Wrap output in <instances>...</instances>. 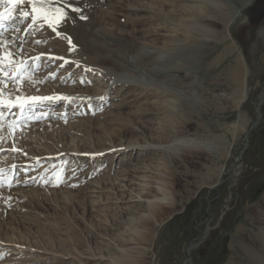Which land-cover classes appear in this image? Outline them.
I'll list each match as a JSON object with an SVG mask.
<instances>
[{
    "label": "rangeland",
    "instance_id": "1",
    "mask_svg": "<svg viewBox=\"0 0 264 264\" xmlns=\"http://www.w3.org/2000/svg\"><path fill=\"white\" fill-rule=\"evenodd\" d=\"M68 2L88 18L58 5L71 17L57 27L61 35L47 25L25 32L19 19L0 29V38L15 36L18 52L69 59L60 68L64 60L45 66L39 55V67L21 73L22 89L32 83L34 96L70 90L76 97L41 104L36 115H56L33 117L15 135L11 116L5 119L0 264H183L194 221L209 215L207 246L191 251L190 264H264V103L236 161L264 94V11L250 26L246 10L254 0ZM88 61L113 70L103 75ZM101 96L107 99L85 100ZM89 103L102 107L90 111ZM179 139L207 147L176 154ZM146 144L169 150H141ZM139 160L136 184L122 191L117 174ZM13 165L30 170L16 177ZM25 178L28 184L16 182ZM159 187L169 200L150 211L144 199Z\"/></svg>",
    "mask_w": 264,
    "mask_h": 264
},
{
    "label": "snow or ice",
    "instance_id": "2",
    "mask_svg": "<svg viewBox=\"0 0 264 264\" xmlns=\"http://www.w3.org/2000/svg\"><path fill=\"white\" fill-rule=\"evenodd\" d=\"M62 3H67L68 7L71 8V11L77 13V18L80 20H86L88 17L86 15L80 14L81 8L78 6H74L72 3L68 2V0H0V29L7 30L6 22L7 21H15L19 18L20 23L24 24L27 22V26L23 28V31L27 32L30 30L42 31L47 25L49 28L52 29L53 32H56V35H61L60 32L56 31L57 27L61 24L68 22L71 20L68 12L64 10L63 7H59L58 5ZM27 4L30 6L29 10H20L18 13L14 14V7L16 5H24ZM68 43L71 45L72 41L71 38L68 37ZM35 43L39 44L42 43L41 40L34 41ZM14 41L4 40L0 38V81L3 82V86H0V131H3L5 128V119L8 116L13 117L12 124H14L15 130L12 129V124L9 125V134L15 135L16 131H20L21 125H25L29 120L33 117L35 119H44L47 118L49 115H56L55 113H44L43 115H36L38 112L41 111L40 105L48 102L58 103L62 101H69L71 102V98L63 97V96H33L28 95L26 97H22L21 95H17L16 93L20 91V80H21V73L25 69H32L39 67L35 62L40 61L41 57L33 58L34 63L32 65H28L27 61H23L19 64L16 63L14 59L16 57V53L12 51H5V46L8 44H12ZM23 45H21V48ZM75 45L69 49V51L75 50ZM57 59L64 60L63 57H55L49 56L45 57V66L49 61L54 62ZM68 63V60H64L63 64H60L58 67L62 68L65 64ZM88 71H92L91 68L87 69ZM52 78H55V73H52ZM63 79V78H61ZM11 82L14 86V91L6 92V88L8 83ZM81 82H85L83 79ZM30 83V81H29ZM90 83V81H89ZM7 97V98H6ZM91 99L96 100H106L107 97L101 96L98 98H85L86 101H90ZM90 111H98L101 109L102 105L99 104H88ZM62 115V114H61ZM0 139H3L0 136ZM13 151H17V149L13 148ZM3 151V149H0ZM96 154H92L94 157ZM103 155V154H100ZM36 164L39 166L41 164V160L39 158L36 159ZM13 168L16 169L14 175L19 177L21 171L27 173L30 169L23 168L21 169L19 165H13ZM4 169L0 168V177H2L4 173ZM45 172L48 169L44 170ZM63 170L61 169V172ZM32 181H35L36 178H30ZM29 178H25L23 180H17V183H24L28 184L30 182ZM53 177H49L48 180H45L44 183H52ZM62 178L55 179V184L58 186L62 183ZM8 187H11L12 184H7ZM75 186V185H74ZM5 184L2 180H0V189L4 188ZM8 199H11L9 197ZM0 202H7L0 197Z\"/></svg>",
    "mask_w": 264,
    "mask_h": 264
},
{
    "label": "bare ground",
    "instance_id": "3",
    "mask_svg": "<svg viewBox=\"0 0 264 264\" xmlns=\"http://www.w3.org/2000/svg\"><path fill=\"white\" fill-rule=\"evenodd\" d=\"M247 3H249V2H251L252 0H245ZM27 5V4H26ZM20 6V5H19ZM15 9H17L18 8V5L17 6H15L14 7ZM18 10V9H17ZM238 11L236 10V14L238 15ZM19 18H17V20H18ZM27 26V25H26ZM7 34V33H6ZM13 37H15V36H13L12 35V38L11 37H9V36H3L2 37V39H4V40H9V41H13L14 39H13ZM21 42V41H20ZM12 44H14V43H12ZM12 44H8V45H6L5 46V51L7 52V51H12V52H14V53H16L17 55H16V57L14 58L15 60H16V63L17 64H19V63H21V62H23V61H27L28 59H29V61H30V59H33V58H35V57H38L39 55L41 56H45V57H49V56H54L53 54H44V53H42V51L41 50H38V49H31L30 50V52H18L17 51V47L15 48V47H12ZM20 45L22 44V43H19ZM33 50V51H32ZM160 58V57H159ZM165 58V57H164ZM67 59V58H66ZM69 60V59H68ZM44 62H45V60H43ZM28 62V61H27ZM94 62V61H93ZM79 63V62H78ZM84 63V62H83ZM88 66H90L91 68H94V69H96V70H98L99 71V73L101 72L103 75L104 74H106V73H108V72H110V71H112L113 69L112 68H110V67H107V66H102V65H99V64H93L92 62H90V61H88ZM31 64H33V62L31 63ZM23 75V74H22ZM98 76H100V78H101V74H99ZM121 78H123L122 80L124 81V82H127V83H129V82H133L134 80H133V78H131V77H129V76H126V75H122V76H120ZM36 78H38V77H36ZM104 77H102V79H103ZM118 78V77H117ZM245 78H246V70L244 69V71H243V77H242V88H244V86H245ZM43 79V77H39L38 78V80H42ZM137 80V79H136ZM29 81H31V80H29ZM27 82V81H26ZM137 82V81H136ZM143 82V81H142ZM28 83V82H27ZM20 85H21V87H22V82H20ZM0 86H3V82L2 81H0ZM20 87V91L19 92H17L16 94L17 95H21L22 97H26V96H28V95H32V94H30L31 93V91H32V89H33V87H35V85L34 84H32V83H30V85H28V87H27V90L26 89H22ZM142 87H144V86H142ZM23 88H24V86H23ZM153 88V87H152ZM155 88V87H154ZM150 89V88H149ZM15 89H14V86H13V84L11 83V82H9L8 83V85H7V88H6V92H11V91H14ZM158 91V90H157ZM51 92V91H50ZM62 92V91H61ZM55 92H52V93H43L44 94V96L46 95V96H53L52 94H54ZM57 94H59V96L60 95H62V94H65L63 97H67V98H76V97H71L70 95H72L73 93H70V90H67V92L66 93H57ZM34 96V95H33ZM7 98V97H6ZM7 120H13V117L11 116V118L10 119H6V121ZM6 123V122H5ZM9 124V123H8ZM10 125V124H9ZM1 136V135H0ZM177 141H193V142H195L196 143V145L197 146H195V147H190V148H201L202 146H200L201 144H200V142H197L196 140H193V139H179V140H177ZM176 142V141H175ZM146 143V142H145ZM174 143V142H173ZM172 143V144H173ZM162 146L163 145H161V144H158V145H156V144H146V145H139V147L141 148V150H151V149H154V150H160V149H163L162 148ZM170 146V145H169ZM176 147V146H175ZM175 147H172V148H175ZM8 151L9 152H15V151H13V150H9L8 149ZM173 153H176V152H173ZM91 156H92V154H90ZM0 158H1V156H0ZM140 163H141V161L139 160V163L138 164H136L135 166H134V168L132 167L131 169H128V170H121V171H119V173L117 174V176H116V179L117 180H119V185L118 186H120V187H122V191H124L125 192V190H127L128 188H130L131 187V185H135L136 184V182L134 181V178L135 179H137V175H138V173L140 172L141 173V171H142V169H143V164H141L140 165ZM139 178H141V177H139ZM92 185V184H91ZM119 187V188H120ZM132 188V187H131ZM40 189V188H39ZM119 190V189H118ZM136 190V189H135ZM158 191H159V195L158 194H155L154 195V198L152 199H144L145 201L144 202H146V208L147 209H151L150 211H153V209H154V207H155V203L157 202V203H161V202H166L167 200H169V197H168V195H166L164 192H165V189L164 188H162V187H159L158 188ZM93 192H95L96 193V189H93ZM123 192V193H124ZM125 194V193H124ZM122 195V198H126L127 197V200H128V195ZM129 194V193H128ZM115 195V194H114ZM133 195V194H132ZM129 196V197H132L133 198V200L132 201H135V199H134V197L133 196ZM111 196V195H110ZM113 197H115V196H113ZM138 197V201H143L142 199V196L140 197V196H137ZM98 198V197H97ZM116 199H117V197H115ZM119 198V197H118ZM130 199V198H129ZM94 201V200H93ZM119 201H121V198L119 199ZM170 204V203H169ZM109 207V206H108ZM107 207V208H108ZM123 208H125V207H123ZM149 215H151L150 213H148ZM153 214V213H152ZM88 258V257H87ZM99 259V258H98Z\"/></svg>",
    "mask_w": 264,
    "mask_h": 264
},
{
    "label": "flooded vegetation",
    "instance_id": "4",
    "mask_svg": "<svg viewBox=\"0 0 264 264\" xmlns=\"http://www.w3.org/2000/svg\"><path fill=\"white\" fill-rule=\"evenodd\" d=\"M262 11H264V0H254V2L252 3V5L247 8L246 10V15H248L249 17V25L253 26V22L255 17L257 16V14H260ZM264 98V94L262 96V98H260V101ZM264 103V100L263 102ZM261 103V104H262ZM259 105V104H258ZM261 106V105H260ZM207 213L208 210H207ZM211 221V217L210 215L207 216L206 221H194L193 226L191 227V235L189 237H186V245H185V257L186 260L183 264H189L190 261L192 262V258H191V251H196L201 249L204 246H207V237H206V225H208V223H210ZM204 224V227L201 229V226Z\"/></svg>",
    "mask_w": 264,
    "mask_h": 264
},
{
    "label": "water",
    "instance_id": "5",
    "mask_svg": "<svg viewBox=\"0 0 264 264\" xmlns=\"http://www.w3.org/2000/svg\"><path fill=\"white\" fill-rule=\"evenodd\" d=\"M263 100H264V98L260 101V103H259V105L258 106H256V108H255V111H256V116H255V121L250 125V127L248 128V130H247V132L244 134V136L242 137V141H243V143H244V146H243V148L240 150V152L238 153V155H237V158H236V161H240L241 160V154H242V152L244 151V149H245V147L247 146V143H248V141H247V136H248V134L253 130V128L257 125V123L259 122V119H260V105H261V103L263 102ZM239 166H237V168H238ZM229 170H231V167L229 168ZM223 180V179H222ZM220 182H218V183H215V184H213L212 186H210L209 188L210 189H213V188H215V187H217V185L219 184ZM190 264V263H189Z\"/></svg>",
    "mask_w": 264,
    "mask_h": 264
},
{
    "label": "clouds",
    "instance_id": "6",
    "mask_svg": "<svg viewBox=\"0 0 264 264\" xmlns=\"http://www.w3.org/2000/svg\"><path fill=\"white\" fill-rule=\"evenodd\" d=\"M174 146H176L175 151H176V154H178L179 151L184 149V148L195 147L197 145L193 141H176V142H174ZM200 146L207 147V145H203V144ZM162 148H163V150H169L167 146H162Z\"/></svg>",
    "mask_w": 264,
    "mask_h": 264
}]
</instances>
